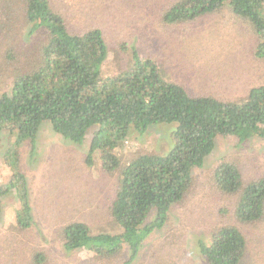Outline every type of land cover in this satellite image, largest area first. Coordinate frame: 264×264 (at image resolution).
<instances>
[{
  "label": "trees",
  "instance_id": "16d2710c",
  "mask_svg": "<svg viewBox=\"0 0 264 264\" xmlns=\"http://www.w3.org/2000/svg\"><path fill=\"white\" fill-rule=\"evenodd\" d=\"M22 1V25L30 24V34L38 32L42 43L36 53H30L12 42L20 31H0V43L7 40L17 55L14 61L22 69L12 74L10 90L0 93V132L13 137L12 148L4 157L11 174L0 186V217L3 199L10 193L20 203L14 225L18 230H30L34 225L18 148L25 142L30 150L36 149L43 121L74 144H81L92 129L86 163L117 173L108 210L121 231L95 233L79 217L65 221L57 230L58 238L66 253L85 249L95 253L94 257L113 260L125 251V263L130 264L147 237L165 225L171 207L194 193L193 170L203 166L217 137L232 136L237 144L252 138L264 143V85L251 87L238 100L220 99L199 90L193 94L180 83V70L171 69L175 63L170 54L155 56L148 50L146 57H141V50L125 43L115 51L126 56L125 62L106 72L109 46L100 29L72 32L50 0ZM225 6L249 29L253 40L248 43L255 59L264 63V0H173L161 20L164 25L195 26L202 17ZM160 64L172 70L171 79ZM157 124L171 126L172 147L163 154L145 153L122 164L117 149L131 131L143 133ZM211 177L216 190L233 196L232 212L222 214L231 213L235 222L209 228L208 242L198 239L200 256L205 264H245L253 250L237 223L263 219L264 174L244 181L235 160L221 159L214 164ZM1 245L4 255L14 261L15 251L8 241ZM43 257L38 252L32 263L44 264Z\"/></svg>",
  "mask_w": 264,
  "mask_h": 264
},
{
  "label": "rangeland",
  "instance_id": "374dc122",
  "mask_svg": "<svg viewBox=\"0 0 264 264\" xmlns=\"http://www.w3.org/2000/svg\"><path fill=\"white\" fill-rule=\"evenodd\" d=\"M172 1L50 0L70 31L81 33L90 28L102 31L109 46L106 72L125 62L126 56L115 52L125 43L127 47L141 50V57H146L148 50L155 56L170 54L175 63L171 69L180 70V83L193 94L199 90L201 94L214 93L220 99L238 100L251 87L264 85V63L255 59L252 45L248 43L253 37L226 6L202 17L195 26L164 25L162 13ZM23 11L22 0H0V27L3 24L0 31L6 32L7 28L20 31L12 42L23 51L36 53L42 37L36 31L30 34V24L22 25ZM1 44L0 93L10 90L14 72L16 75L22 72L7 40ZM160 65L164 75L171 79L172 70ZM206 75L208 82L204 81ZM39 127L36 149L30 150L25 142L18 148L34 225L30 230L17 229L14 216L20 203L9 193L3 199L0 217V264L13 261L4 255L3 241H8L10 249L15 251L12 264H33L38 252L44 256V264H126L128 253L125 251L113 260L94 257L95 253L85 249L64 252L57 230L69 219L83 218L95 233L121 231L108 210L117 173H107L95 163H86L92 129L81 144H74L55 133L48 121ZM170 128L169 124H157L143 133L131 131L117 149L122 164L137 155L166 152L173 145ZM12 142V136L0 132V186L10 179L4 157ZM221 159L235 160L244 181L256 179L264 174V143L252 138L237 144L232 136L217 137L203 166L193 170L194 193L171 207L165 225L147 237L130 264H205L198 250V239L208 242L207 230L213 225L235 222L231 213L222 214L232 212L233 196H224L216 190L211 177L214 164ZM237 225L253 250L245 264H264V217L259 222Z\"/></svg>",
  "mask_w": 264,
  "mask_h": 264
}]
</instances>
